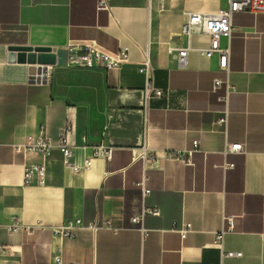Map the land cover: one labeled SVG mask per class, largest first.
Masks as SVG:
<instances>
[{
  "label": "crops",
  "instance_id": "0c3cea01",
  "mask_svg": "<svg viewBox=\"0 0 264 264\" xmlns=\"http://www.w3.org/2000/svg\"><path fill=\"white\" fill-rule=\"evenodd\" d=\"M161 1L153 0L150 9L148 0H113L108 11L98 9V0H0V218L41 220L49 227L75 218L85 225L111 221L96 232L79 228L73 238L52 229H1L0 243L12 250L4 264H54L59 249L64 264H218L215 237L226 216L234 217V227H226L224 249L242 254L222 264H264V14H235L228 72L216 57L202 54L208 38L201 35L191 37L194 50L180 68L168 47L187 44L181 27L193 10L187 0H163L161 11ZM86 38L111 51L127 47L134 62L149 46L155 86L163 94L142 104L146 78L136 64L67 66L65 45ZM23 47L55 54L50 80L37 82L29 63L8 61L13 48ZM217 77L229 81L228 106L218 99L225 85L213 92ZM226 108L224 127L217 121ZM131 110L145 113L147 121L140 137L123 143L117 136L124 128L109 115ZM68 119L76 124L80 161L100 143L114 146L112 158H96L75 174L57 148L47 159L14 150L30 134L56 143ZM194 140L199 147L188 162ZM226 142L243 143L244 152L225 153ZM143 146L153 161L140 156ZM45 161L46 183L26 184V166ZM143 180L151 190L145 197L137 185ZM144 207L160 214L133 223ZM184 222L192 231L182 239L177 228Z\"/></svg>",
  "mask_w": 264,
  "mask_h": 264
},
{
  "label": "built area",
  "instance_id": "2783aa9c",
  "mask_svg": "<svg viewBox=\"0 0 264 264\" xmlns=\"http://www.w3.org/2000/svg\"><path fill=\"white\" fill-rule=\"evenodd\" d=\"M113 0H98L99 10L112 9ZM153 0H148L149 8L152 9ZM165 5L163 0L160 3V10L163 11ZM239 12H250L252 14H264V0H228L227 6L218 9L217 11H199L193 10L186 12L187 20L182 24V34L186 35L188 42L185 45L173 44L168 47L169 52L173 58L177 61L180 68H186L188 63L189 54L194 48L192 47L190 40L193 35L206 36L208 38V45L204 48H200V51L205 58L212 59L216 57L218 59L219 68L224 71L230 70L231 62V39L234 32V17ZM225 42V43H224ZM66 53V65L74 68L81 69H120L125 65L136 64L139 71L145 75L146 84L142 91V99L146 106L152 96H160L163 91L155 86L154 82V66L151 60V51L148 46L144 50V59L141 62H134L130 59V52L127 47L120 48L117 51H111L104 45L99 43L96 39H73L65 45ZM47 76L50 80L49 70L52 65H47ZM36 80L38 76L33 75ZM226 87V92L223 95H219L218 99L224 102L228 106L230 95V84L228 79H222L217 77L214 79L213 92H217L222 86ZM146 121H147V116ZM229 109L226 108L223 116H221L217 123L224 127L228 124ZM76 124L71 120H67L65 128L60 132L56 143L45 135L30 134L22 144L14 146L16 152L27 153H40L45 159H47L54 148H57L62 154V162L64 166L70 169L73 173L79 174L83 171L90 169L93 166L96 158L111 159L113 154V145H104L102 143L95 144L93 146V153L91 156H85L80 161L76 154L77 141L75 139ZM83 148L87 144L85 137L82 138ZM199 147V140L193 141V149L188 151V162H191V154ZM225 153L244 152V144L226 142L224 148ZM140 156L144 159L153 161V157L149 156L146 146L141 149ZM224 168L234 167L233 163H225ZM47 163L46 161L41 164H28L25 169L24 180L26 184L33 182L43 185L46 183ZM145 180L138 182L137 185L143 187V196H147L151 190L145 188ZM147 214L159 215V208H143L142 211L132 218L133 223L142 224ZM225 223L227 228L234 227V217L226 216ZM225 225V224H224ZM111 226V221L106 220L102 224L98 222H91L87 225L84 224L82 218L70 219L59 225L49 227L46 226L41 220H38L35 224H24L22 220L15 216H10L8 221H4L0 218V230L5 229L9 233L17 232L21 229L26 231L47 230L52 229L54 233L62 238H73L76 236V232L79 228H87L93 232H96L100 227ZM224 226L220 232L216 234L215 245L221 251V261L218 264H222V261L226 257L241 256V252L227 251L224 249V233L226 232ZM192 231V223L184 222L182 227L177 228V232L181 235L182 239H185ZM11 248L5 244L0 243V264H4L5 258L10 254ZM54 264H64L63 254L61 249L53 257Z\"/></svg>",
  "mask_w": 264,
  "mask_h": 264
},
{
  "label": "rangeland",
  "instance_id": "374dc122",
  "mask_svg": "<svg viewBox=\"0 0 264 264\" xmlns=\"http://www.w3.org/2000/svg\"><path fill=\"white\" fill-rule=\"evenodd\" d=\"M187 8L189 10L217 11L222 8V6L217 7L215 3H210L208 0H187ZM142 104L144 105V102ZM114 118L119 121L117 125L123 126L124 128V130L117 136L120 142L127 143L141 136L146 121L145 113L142 114L136 112L135 110H131L125 115L121 113L115 115V113L111 112L109 119L114 120Z\"/></svg>",
  "mask_w": 264,
  "mask_h": 264
},
{
  "label": "water",
  "instance_id": "95a60500",
  "mask_svg": "<svg viewBox=\"0 0 264 264\" xmlns=\"http://www.w3.org/2000/svg\"><path fill=\"white\" fill-rule=\"evenodd\" d=\"M18 51V52H16ZM38 51V52H37ZM9 62L29 63L31 66L29 72L31 74H38L37 82H46L48 79V68L45 65H53L56 63V56L50 52H43V50L32 48H13L8 55ZM39 65V66H36Z\"/></svg>",
  "mask_w": 264,
  "mask_h": 264
},
{
  "label": "bare ground",
  "instance_id": "6f19581e",
  "mask_svg": "<svg viewBox=\"0 0 264 264\" xmlns=\"http://www.w3.org/2000/svg\"><path fill=\"white\" fill-rule=\"evenodd\" d=\"M45 66H47V65H45Z\"/></svg>",
  "mask_w": 264,
  "mask_h": 264
}]
</instances>
